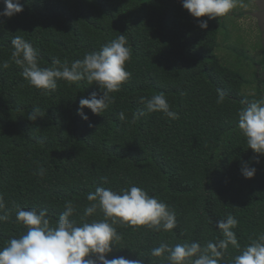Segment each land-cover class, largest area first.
<instances>
[{
	"label": "trees",
	"instance_id": "obj_1",
	"mask_svg": "<svg viewBox=\"0 0 264 264\" xmlns=\"http://www.w3.org/2000/svg\"><path fill=\"white\" fill-rule=\"evenodd\" d=\"M21 3V13L0 21V64L10 65L0 67V195L8 214L0 222V248L25 231L16 222L13 202L25 210L46 209L55 224L65 202L72 201L79 223L89 206V192L96 187L119 191L130 185L166 203L176 213L177 226L156 231L116 224L121 240L108 259L124 256L143 264H168L164 257H152L151 249L162 242H215L222 238L216 221L228 214L239 222L234 231L242 248L264 233V155L248 148L237 126L238 110L264 97V77L249 79L241 58L264 71V49L263 58L245 52L243 36L236 33L234 40L227 24L226 38H221V17L200 29L198 20L207 17H193L182 0ZM3 7L0 0V10ZM119 34L131 47V60L125 65L131 77L119 92L110 94L115 102L100 115L84 109L88 121L77 109L81 98L102 94L96 84L58 81L54 91L37 89L9 59L16 35L38 51L41 67H49L53 58L82 59ZM220 45L227 48L224 59ZM250 87L252 93L247 94ZM217 89L226 93L223 104L216 103ZM161 92L178 119L160 112L139 116L135 123L119 119L124 111L131 121L144 107L140 97ZM34 107L45 114L30 121L27 115ZM243 162L256 168L253 178L241 175ZM40 168L45 169L42 177L34 175ZM98 219H103L99 210L86 218ZM237 254L229 246L221 264Z\"/></svg>",
	"mask_w": 264,
	"mask_h": 264
},
{
	"label": "clouds",
	"instance_id": "obj_2",
	"mask_svg": "<svg viewBox=\"0 0 264 264\" xmlns=\"http://www.w3.org/2000/svg\"><path fill=\"white\" fill-rule=\"evenodd\" d=\"M0 10V21L11 18L23 11L21 0H3ZM238 5V0H182V7L193 17H207L198 20L202 30L208 28V21L226 16ZM246 6V5H241ZM10 61L22 69L21 75L33 87L54 91L58 81L75 84L87 81L88 85L96 84L102 94L92 92L87 98L79 100L77 114L84 121L89 117L84 109L100 115L115 102L110 95L121 90V85L131 77L125 65L131 60V47L124 34L102 45L98 50L86 52L82 59L63 62L59 58L51 60V66L41 67L39 53L32 44L22 36L11 39ZM9 61L0 67L7 69ZM226 93L217 89V104H223ZM143 109L133 113L127 121L124 111L118 113L121 121L135 123L139 116L146 113L160 112L170 120L179 115L171 106L163 92L149 97H140ZM45 113L34 107L27 119L35 121ZM238 129L246 138L248 148L254 153L264 155V97L246 102L238 110ZM92 126L91 124L89 125ZM259 163V160L256 161ZM241 175L251 179L256 173L255 167L246 162L241 164ZM45 169L40 168L34 175L43 176ZM107 183V177L102 178ZM89 202L78 223L75 218L77 208L72 201H66L64 210L59 214L55 224L50 223L46 209H21L13 202L16 222L22 224L25 231L18 238L9 239L0 248V264H143V260H130L124 256L108 259L116 242L121 240L116 224L129 226H147L153 230L171 231L177 226L176 213L155 196H150L144 189L130 185L119 191L111 188L96 187L86 196ZM99 210L103 219L87 222ZM0 222L8 219L4 198L0 195ZM238 220L231 214L216 221V227L222 238L201 245L198 241L177 243L170 246L160 243L151 249L152 257H164L168 264H221L229 246L238 250L237 255L228 264H264V233L243 248L238 242L234 229Z\"/></svg>",
	"mask_w": 264,
	"mask_h": 264
},
{
	"label": "rangeland",
	"instance_id": "obj_3",
	"mask_svg": "<svg viewBox=\"0 0 264 264\" xmlns=\"http://www.w3.org/2000/svg\"><path fill=\"white\" fill-rule=\"evenodd\" d=\"M248 0H238V5L236 8H234L230 13H228L226 16L221 17V27H222V36L221 38L225 39L226 38V27L225 25L227 24V29L229 32L233 31L231 30V28H236L237 33L241 36H243L244 39H246L248 41L249 37H250V30L252 32L253 27H254V19H251L250 15L245 16L244 14H242L244 12V8L245 11L250 7H252V3L253 0H249L250 5L247 2ZM241 5H246V6H241ZM247 11L252 12V8L248 9ZM234 17L233 16H236ZM256 16V14H255ZM231 27V28H229ZM253 33V32H252ZM235 36L234 40L236 39L237 35L232 34V38ZM233 40V41H234ZM245 41V42H247ZM234 43V42H233ZM221 47V52H220V56L221 59H224L227 57L228 53H227V48L226 46L223 47V45H220ZM245 46L247 47V49H245V52H249L252 53L251 50L248 48V46L245 44ZM244 47V46H243ZM224 48V49H223ZM223 49V50H222ZM219 50V51H220ZM244 64V71L245 74L247 75V77L249 79L252 78L253 76V72L250 66V61L249 58H241ZM234 61V60H233Z\"/></svg>",
	"mask_w": 264,
	"mask_h": 264
},
{
	"label": "flooded vegetation",
	"instance_id": "obj_4",
	"mask_svg": "<svg viewBox=\"0 0 264 264\" xmlns=\"http://www.w3.org/2000/svg\"><path fill=\"white\" fill-rule=\"evenodd\" d=\"M247 2L250 5L249 0ZM251 8H252V12L247 11L248 9H251ZM245 9L246 8L243 9L244 12L242 14H244L245 16L250 15L251 19H254V21H255L254 27L252 30L253 33L250 30L251 35H250L248 41L246 39H244L243 37H241L240 35H238V36H240L242 38V42L244 44H246L248 47L251 48L250 50H251L252 54H255L254 56H260V58H263V49H264V0L261 2V5L258 4L257 0H253L252 7L249 6V8L246 11H245ZM255 14H256V16H255ZM234 17H237V15L233 16V18ZM230 33H231V35L236 34L237 31H231ZM245 41H247V42H245ZM251 69H252L254 77H256V76H259L260 78L264 77V71H261L262 69L261 70L259 69L258 64L253 63ZM254 80H256V78H254ZM250 93H252L251 87L247 89V94H250Z\"/></svg>",
	"mask_w": 264,
	"mask_h": 264
},
{
	"label": "water",
	"instance_id": "obj_5",
	"mask_svg": "<svg viewBox=\"0 0 264 264\" xmlns=\"http://www.w3.org/2000/svg\"><path fill=\"white\" fill-rule=\"evenodd\" d=\"M263 0H257V2H258V4H260L261 5V2H262Z\"/></svg>",
	"mask_w": 264,
	"mask_h": 264
}]
</instances>
